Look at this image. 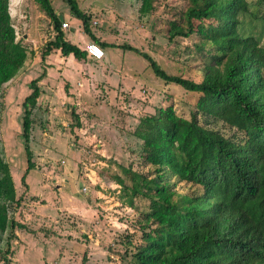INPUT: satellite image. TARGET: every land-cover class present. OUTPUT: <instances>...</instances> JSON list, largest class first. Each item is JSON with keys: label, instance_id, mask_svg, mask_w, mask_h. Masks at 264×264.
Returning a JSON list of instances; mask_svg holds the SVG:
<instances>
[{"label": "rangeland", "instance_id": "374dc122", "mask_svg": "<svg viewBox=\"0 0 264 264\" xmlns=\"http://www.w3.org/2000/svg\"><path fill=\"white\" fill-rule=\"evenodd\" d=\"M8 1L15 39L27 57L0 91V155L17 199L8 216L23 227L0 232V264H134L139 213L147 201L134 197L131 206L127 187L133 172L152 169L142 162V140L134 132L159 107L172 105L188 118L199 94L166 82L126 46L149 55L169 75L200 81L206 58L195 47L198 37L173 34L187 29L190 0H149L145 11L142 0H76L89 15L91 34L107 43L98 44L104 56L97 60L54 48L42 60L56 35L51 19L37 0ZM50 4L60 22L71 25L62 30L65 39L84 50L93 40L69 4ZM249 10L254 16L241 13L238 29L264 45V5L251 2ZM40 75L28 167L22 103ZM215 127L228 131L220 122Z\"/></svg>", "mask_w": 264, "mask_h": 264}, {"label": "trees", "instance_id": "16d2710c", "mask_svg": "<svg viewBox=\"0 0 264 264\" xmlns=\"http://www.w3.org/2000/svg\"><path fill=\"white\" fill-rule=\"evenodd\" d=\"M37 1L56 30L42 60L53 48L83 59L86 51L65 39L50 0ZM65 1L91 34L89 15L76 0ZM8 2L0 0V91L27 57L15 39ZM251 2L264 5V0H190L187 29L173 34L198 37L195 47L206 58L200 81L169 75L149 55L126 46L143 55L166 82L199 94L188 118L172 105L159 107L134 132L142 140V162L152 166L146 173L133 172L127 187L131 206L134 197L147 201L146 211L139 213L134 264H264V45L238 29L241 13L254 16ZM141 5L145 11L149 0ZM91 38L102 47L107 44ZM41 76L30 81L31 92L22 103L28 167L33 165L31 109L40 95ZM218 122L228 131L215 127ZM14 201L10 169L0 155V232L23 227L8 216Z\"/></svg>", "mask_w": 264, "mask_h": 264}, {"label": "built area", "instance_id": "2783aa9c", "mask_svg": "<svg viewBox=\"0 0 264 264\" xmlns=\"http://www.w3.org/2000/svg\"><path fill=\"white\" fill-rule=\"evenodd\" d=\"M60 25L63 31H67L71 28V25L68 21H61ZM84 50L86 51L88 56L96 60L101 59L104 56L102 48L95 41H91L90 44H87L84 47Z\"/></svg>", "mask_w": 264, "mask_h": 264}, {"label": "crops", "instance_id": "0c3cea01", "mask_svg": "<svg viewBox=\"0 0 264 264\" xmlns=\"http://www.w3.org/2000/svg\"><path fill=\"white\" fill-rule=\"evenodd\" d=\"M95 36H96L97 38H100V36H99V35H96V34H95ZM68 39H69V38H68ZM69 40H70V39H69ZM100 40H101V38H100ZM70 42H74V41H70ZM77 42H78V41H75L74 43H76V44H77ZM57 50H58V49H57ZM58 51H59V50H58ZM75 59H76V58H75ZM93 59H94V58H93ZM95 60H96V59H95ZM36 264H40V263H36Z\"/></svg>", "mask_w": 264, "mask_h": 264}]
</instances>
